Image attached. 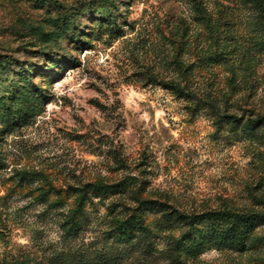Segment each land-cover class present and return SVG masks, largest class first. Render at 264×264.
Masks as SVG:
<instances>
[{
    "label": "rangeland",
    "instance_id": "1",
    "mask_svg": "<svg viewBox=\"0 0 264 264\" xmlns=\"http://www.w3.org/2000/svg\"><path fill=\"white\" fill-rule=\"evenodd\" d=\"M262 113L264 0H0L9 249L59 245L62 214L89 183L112 190L87 193L84 247L118 245L116 222L139 220L151 254L122 264H264V224L243 251L172 262L167 237L185 228H160L157 208L264 213V125L242 126ZM57 191L58 209L37 200Z\"/></svg>",
    "mask_w": 264,
    "mask_h": 264
},
{
    "label": "trees",
    "instance_id": "2",
    "mask_svg": "<svg viewBox=\"0 0 264 264\" xmlns=\"http://www.w3.org/2000/svg\"><path fill=\"white\" fill-rule=\"evenodd\" d=\"M263 125L264 113L242 122L243 129L251 136ZM110 190L112 187L106 185H84L62 214L59 245L44 241L35 243L32 240L33 250L21 247L11 250L9 231L3 221H0V264H122L134 250L150 255L153 245L151 238L154 234L139 220L116 222L114 230L118 236L115 240L120 243L118 245L84 247L86 245L81 243L82 241L78 242L82 223L86 221L87 193L102 195ZM37 198L47 210L62 207L66 199L60 196L58 191L51 199L43 195H38ZM141 203L150 202L142 200ZM157 208L162 217L161 223H158L160 228L171 227L173 222L183 224L185 228L177 237H167L164 255L172 262H177L180 256L195 257L210 248L243 251L255 240H252V232L264 224V213L257 211L235 212L224 209L184 214L168 211L162 206Z\"/></svg>",
    "mask_w": 264,
    "mask_h": 264
}]
</instances>
